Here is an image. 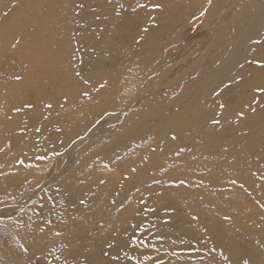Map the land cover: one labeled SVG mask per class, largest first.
I'll use <instances>...</instances> for the list:
<instances>
[{
    "label": "bare ground",
    "instance_id": "6f19581e",
    "mask_svg": "<svg viewBox=\"0 0 264 264\" xmlns=\"http://www.w3.org/2000/svg\"><path fill=\"white\" fill-rule=\"evenodd\" d=\"M89 1L82 55L65 0H0V217L58 182L66 213L23 225L31 260L61 231L83 260L131 263L142 217L173 209L164 246L206 257L178 264H264V0Z\"/></svg>",
    "mask_w": 264,
    "mask_h": 264
},
{
    "label": "rangeland",
    "instance_id": "374dc122",
    "mask_svg": "<svg viewBox=\"0 0 264 264\" xmlns=\"http://www.w3.org/2000/svg\"><path fill=\"white\" fill-rule=\"evenodd\" d=\"M89 2V0H65L64 5H62V7L59 9V12L63 15V18H66L65 21L68 23L71 30L69 33L70 39L76 44L78 48L77 50L82 55H84L85 50H87V36L92 35V31H85V25L88 23V15L90 11L97 9L93 1L90 3ZM190 6L195 5L191 3ZM100 17L101 16H97V18ZM222 27L223 25L219 26L218 29ZM92 29L96 31L97 27L94 25ZM206 53L207 52H199L197 53V57H202L203 55H206ZM188 55L189 54H187L186 57L185 55L183 56L184 58H187ZM189 60L190 59H188L187 61ZM191 62L192 61H189V63ZM79 69L80 70H78L77 74L81 75L82 77L84 74L91 71V67L85 65L82 60H80L79 62ZM81 80L82 83L89 84L91 78L87 74L85 75V79L82 78ZM113 80L114 79H108V81L110 82H114ZM94 92L96 91L86 92L87 94L85 93V96ZM118 98H121V96H119ZM51 142L60 143V136L55 137L53 140H51ZM8 144L9 142L6 141V144L3 145V152L12 151V146ZM62 152V148L58 149V151L54 155H60ZM48 156L52 158V155ZM48 156L42 157L44 163H40L44 165L46 169H50L52 166L48 163V160H52ZM38 190L35 198H33L31 202L29 201L30 203L28 202L23 205L24 210L22 209V212L20 213L22 217H0V264H3L4 257L7 259V255L10 258V262H12L13 258H16L15 260L17 261V264H92V262L89 261L86 257L87 250L85 249L84 251L85 260H83V258H81L80 255L76 253V247H71L69 245V240H63V236L66 232L61 231H58L56 233L58 235H56V237H47L45 239V247H43L42 252L35 255L32 260L30 259V256H32L30 255L31 252L23 242V234H26L31 230V228H28L29 226H27V224L32 225V222L41 219L40 216H42L43 214V217H50V220L48 219L46 223L51 225L54 223L53 218L56 215H60L65 212V210L62 209L61 202L64 198H61L62 193L59 189L58 182L47 181L44 186H41ZM12 203L10 204L12 205ZM45 203L48 206L44 211H42V207ZM52 210H54V212H51ZM149 211L148 212L150 213V217L147 218V214L145 219L142 217L140 224L136 225L135 231L133 230V237L131 241L132 244L130 243V247H132V249H134L137 254L136 256L130 258L131 263L128 264H178L177 259L174 258V256L179 255L184 257L182 259L184 262L186 259L189 263H195L194 261H201L206 258L201 257L199 250L194 248V244L190 245L187 248L185 246H182V243L179 241L177 242V240H175L174 238L171 239L173 242H169V248H166L164 246L166 242L159 236V230H157L156 228L161 223L170 225L172 224V228L178 229V226L173 227L172 214L174 210L161 209L159 219H155L152 216V210ZM68 213L69 212H67V214ZM70 214L71 213H69L68 215ZM138 216H140V214H138ZM25 223H27V229L23 226L25 225ZM44 256L45 261H40V258ZM121 257H124L125 261H128L129 259L128 256L126 257L125 253L121 255Z\"/></svg>",
    "mask_w": 264,
    "mask_h": 264
},
{
    "label": "snow or ice",
    "instance_id": "6c2138e0",
    "mask_svg": "<svg viewBox=\"0 0 264 264\" xmlns=\"http://www.w3.org/2000/svg\"><path fill=\"white\" fill-rule=\"evenodd\" d=\"M157 7H158V5H157ZM262 66H264V65H262ZM259 91H264V89H259ZM221 107H223V105H221ZM214 123H218V121H213Z\"/></svg>",
    "mask_w": 264,
    "mask_h": 264
}]
</instances>
